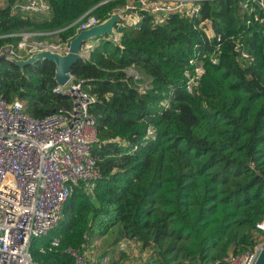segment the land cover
<instances>
[{
    "label": "trees",
    "instance_id": "1",
    "mask_svg": "<svg viewBox=\"0 0 264 264\" xmlns=\"http://www.w3.org/2000/svg\"><path fill=\"white\" fill-rule=\"evenodd\" d=\"M46 1L45 14L13 11L11 1L0 6V46L16 44L23 31L51 32L38 38L69 42L87 11L103 21L125 2ZM249 17L237 0L203 3L201 18L221 36L216 63L209 55L217 42L206 38L198 20L169 14L163 23L145 15L137 26L118 27L116 41L98 38L88 57L71 64L70 73L95 97L89 114L97 130L92 156L100 178L92 197L75 184L58 223L32 238L34 262L73 264L67 248L83 250L89 233L104 235L117 224L125 237L158 248L178 246L184 258L203 264H217L259 241L257 234H264L257 227L264 216V24ZM235 40L250 59L238 58ZM194 50L206 57L189 93L183 71ZM128 68L149 77L152 87L139 91ZM55 85L53 62L19 67L0 57V96L19 99L30 116L70 107L68 96L53 92Z\"/></svg>",
    "mask_w": 264,
    "mask_h": 264
},
{
    "label": "built area",
    "instance_id": "2",
    "mask_svg": "<svg viewBox=\"0 0 264 264\" xmlns=\"http://www.w3.org/2000/svg\"><path fill=\"white\" fill-rule=\"evenodd\" d=\"M209 0H125L112 9L121 20L117 28L124 25L137 26L149 15L155 24L163 23L169 14L198 20L207 39L217 44L209 55L212 63L217 62L221 36L215 34L212 22L202 19L203 3ZM242 12L252 20L264 24V0H237ZM21 13H45L49 10L46 0H19L12 6ZM248 21V22H249ZM102 20L87 11L77 21L75 35ZM51 32L23 31L16 44L0 46V57L25 59L32 53L50 50L64 54L68 42L59 44L38 37ZM234 49L240 60L250 59L238 40ZM94 43L87 42L81 50V57H88ZM200 51L192 53L183 71L185 88L190 93L198 85L204 71ZM138 82V90L144 92L152 87L151 79L133 68L126 70ZM69 80L64 85L56 84L53 92L70 98L69 108L40 118L30 116L19 99L11 101L0 96V264H43L34 262L29 248L32 238L46 234L62 217V206L75 184H81L87 193H92L100 171L92 156V145L97 140L95 120L89 114V106L95 97L82 88V81L68 72ZM166 104V103H165ZM152 133L151 128L147 136ZM257 227L264 230V216ZM88 238L86 237V243ZM58 244L54 238L52 246ZM264 240L240 253H228L217 264H254ZM73 264H107L108 257L94 259L81 248L66 249Z\"/></svg>",
    "mask_w": 264,
    "mask_h": 264
},
{
    "label": "rangeland",
    "instance_id": "3",
    "mask_svg": "<svg viewBox=\"0 0 264 264\" xmlns=\"http://www.w3.org/2000/svg\"><path fill=\"white\" fill-rule=\"evenodd\" d=\"M53 41L56 42L57 39L54 38ZM257 239L264 240V234H257ZM86 250L88 255L93 256L97 260L106 255L108 257L107 264L204 263L184 258L178 246L170 248L168 244H164L163 247L158 248L152 245H143L136 238L125 237L120 233L119 224L113 226L104 235L89 233Z\"/></svg>",
    "mask_w": 264,
    "mask_h": 264
},
{
    "label": "water",
    "instance_id": "4",
    "mask_svg": "<svg viewBox=\"0 0 264 264\" xmlns=\"http://www.w3.org/2000/svg\"><path fill=\"white\" fill-rule=\"evenodd\" d=\"M121 20L118 13H112L102 22L86 29L80 30L69 42L68 49L64 54L50 50H42L32 53L25 59H15L14 57H4L19 67L32 64L39 60H49L54 63V80L56 84L64 86L69 80V68L78 58L81 57V50L85 43L91 39L105 37L116 41V23ZM92 197V193H87ZM254 264H264V246L260 249Z\"/></svg>",
    "mask_w": 264,
    "mask_h": 264
},
{
    "label": "crops",
    "instance_id": "5",
    "mask_svg": "<svg viewBox=\"0 0 264 264\" xmlns=\"http://www.w3.org/2000/svg\"><path fill=\"white\" fill-rule=\"evenodd\" d=\"M8 1H11V2L13 3V5H14V4L17 3L19 0H0V6L5 5ZM33 14H34V13H33ZM33 14H32V15H33ZM44 14H45V13H44ZM35 15H38V14H35ZM117 39H118V36H117ZM96 40H97V39L91 40L90 43H96Z\"/></svg>",
    "mask_w": 264,
    "mask_h": 264
}]
</instances>
